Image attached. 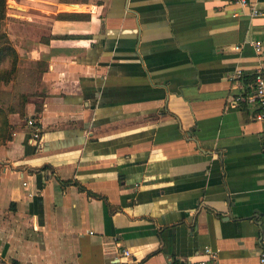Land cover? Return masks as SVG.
<instances>
[{
	"label": "crops",
	"instance_id": "0c3cea01",
	"mask_svg": "<svg viewBox=\"0 0 264 264\" xmlns=\"http://www.w3.org/2000/svg\"><path fill=\"white\" fill-rule=\"evenodd\" d=\"M14 2L0 90L27 100L4 108L0 264H178L206 247L264 264V123L235 101L264 73V15L229 0Z\"/></svg>",
	"mask_w": 264,
	"mask_h": 264
},
{
	"label": "built area",
	"instance_id": "2783aa9c",
	"mask_svg": "<svg viewBox=\"0 0 264 264\" xmlns=\"http://www.w3.org/2000/svg\"><path fill=\"white\" fill-rule=\"evenodd\" d=\"M236 3H239L244 6H248L250 8V14L251 15H264V9L261 8L258 5V2L260 0H229ZM255 50L259 52L261 50V43L255 42ZM241 70L238 69L236 71L235 76L241 77ZM250 84V90L240 93L235 97V101L240 102L244 101L247 103H253L256 108L253 111L251 117L255 120L262 121L264 123V73L261 68H257L253 75V80L249 83ZM27 123L29 125L35 126V129L33 131V135L31 140L35 139V142L37 141V137L39 136V127L36 126V119L33 117H29L27 120ZM262 142L264 145V129L262 133ZM261 241L264 244V227L261 231ZM205 252L207 253L206 258H199L193 261H182L178 264H218V262L215 260L214 252L209 248H205ZM123 253L125 255L129 254V251L127 249H123ZM259 261L261 263H264V249L259 254Z\"/></svg>",
	"mask_w": 264,
	"mask_h": 264
},
{
	"label": "trees",
	"instance_id": "16d2710c",
	"mask_svg": "<svg viewBox=\"0 0 264 264\" xmlns=\"http://www.w3.org/2000/svg\"><path fill=\"white\" fill-rule=\"evenodd\" d=\"M6 12H7V0H0V27H1V22L7 16ZM9 56L12 57L11 58L12 66L16 65L18 53H17L15 47L12 45L11 41L9 40L7 34L3 31V29L0 28V65H2L4 62H6L7 59H9ZM252 80H253V76H252ZM244 81L249 82V81H246V79ZM239 103L242 105H246V102H244V101H240ZM20 114L23 115V113H20ZM8 129H10L11 132H9ZM13 129H14V126L10 125V123L8 122L7 114L4 111V118L0 119V132H1L0 133V143L4 142L6 139H9L11 137V133H12ZM4 132L6 134H4ZM48 167H49V165L47 163H43V165H41L40 167H37V168H40V170H41V169H45ZM32 170H34V169H32ZM56 178L62 187L66 186V185H71V184L75 185V186H77V188L79 190L85 191L88 195L103 199L105 201L108 209H111V205L107 201V199L104 195L98 194V193L91 191L90 189L86 188L79 181V179H77V178L63 179V178H60L59 176H56ZM119 178H123L122 175L119 176ZM13 264H18V263H17V261L14 260Z\"/></svg>",
	"mask_w": 264,
	"mask_h": 264
},
{
	"label": "rangeland",
	"instance_id": "374dc122",
	"mask_svg": "<svg viewBox=\"0 0 264 264\" xmlns=\"http://www.w3.org/2000/svg\"><path fill=\"white\" fill-rule=\"evenodd\" d=\"M11 5V4H15L14 0H7V5ZM5 26V20H3L1 22V29H3V27ZM11 56H9V59H7L6 62H4L2 65H0V81L3 80L4 82H6L9 79H12L13 76L16 73V65L12 66L11 64ZM17 62V61H16ZM42 67V65H41ZM29 76L31 78H33V76L35 77V73L30 72ZM30 78V79H31ZM27 87H25L24 91H27ZM15 91H3L0 90V119L4 118V108H8V109H12V108H16L19 109L21 106L22 101L27 100V95L26 92H20L19 98L18 100H14L13 97H15ZM37 93H34V95ZM40 96L42 95V93L39 94ZM42 97H37L35 98V102H36V107L37 109H40V107L42 106ZM16 101V104L14 102V104L12 105L11 102L12 101ZM13 103V102H12ZM19 118L21 119V123L22 125H27V120H28V115L23 114V115H19ZM12 126V124H10ZM9 132H11L10 129H8ZM1 133V132H0ZM4 134H6L4 132ZM7 264H12V263H7Z\"/></svg>",
	"mask_w": 264,
	"mask_h": 264
}]
</instances>
